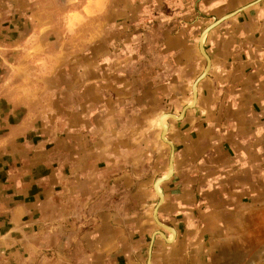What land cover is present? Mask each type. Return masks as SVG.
<instances>
[{
    "label": "rangeland",
    "instance_id": "1",
    "mask_svg": "<svg viewBox=\"0 0 264 264\" xmlns=\"http://www.w3.org/2000/svg\"><path fill=\"white\" fill-rule=\"evenodd\" d=\"M252 1L0 0V131L24 132L26 143L39 140L50 147L59 166L69 169L68 179L78 184L85 180L82 169L88 164L103 166L99 173L106 212H112V197L120 198L122 211L130 206L147 209L145 218L135 220L147 232L142 235L144 261L152 233L169 232L153 218L159 202L153 184L166 170L171 150L159 133L174 118L164 114L159 121V116H178L176 107L170 109L177 101L194 106L193 89L197 95L206 75L196 85L194 81L207 65L200 38L209 57L210 34L257 2L202 31ZM162 181L155 183L156 191L163 192ZM150 193L152 201L144 205ZM68 202L71 214L76 209ZM162 202L156 209L160 221ZM261 207L252 200L244 206V212L249 211L244 234L230 237L233 250L220 251L218 264H264ZM86 210L87 218L74 215L69 221L87 229L113 225L111 218L89 217L91 206L82 208ZM128 223V218L121 220L122 227ZM155 238L164 239L159 234Z\"/></svg>",
    "mask_w": 264,
    "mask_h": 264
},
{
    "label": "crops",
    "instance_id": "2",
    "mask_svg": "<svg viewBox=\"0 0 264 264\" xmlns=\"http://www.w3.org/2000/svg\"><path fill=\"white\" fill-rule=\"evenodd\" d=\"M217 27L207 38L210 67L197 101L166 129L174 159L171 175L160 183L159 217L174 232L163 230L166 240L154 239L150 264H218L220 251L233 250L230 237L244 234V206L252 200L264 209V0ZM185 104L177 101L170 109L180 113ZM25 135L0 131V264H146L147 232L135 220L145 218L147 209L138 210L133 200L137 210L122 211L120 198L112 197V212H106L103 166L88 164L78 184L50 147L26 143ZM159 138L163 142L161 131ZM69 188L73 192L65 194ZM153 192L158 196L155 187ZM151 199L150 193L144 205ZM68 201L76 209L71 214ZM88 206L89 217L111 218L113 225L87 229L69 221L87 218L82 208Z\"/></svg>",
    "mask_w": 264,
    "mask_h": 264
},
{
    "label": "water",
    "instance_id": "3",
    "mask_svg": "<svg viewBox=\"0 0 264 264\" xmlns=\"http://www.w3.org/2000/svg\"><path fill=\"white\" fill-rule=\"evenodd\" d=\"M258 1H259V0H254V1L250 2V3H248L247 5L241 6V7L237 8V9H235V10H233V11L227 13V14L222 15V16L219 17L217 20H215L214 22H212L211 24H209V25H208V26L202 31V33H203L204 31H207V32H208L211 28H213L214 26H216L217 24H219V23H220L221 21H223L224 19L233 16L234 14H236L237 12H239L240 10L244 9L246 6H250V5H252V4H254L255 2H258ZM199 49H200L201 54L205 57L206 62H207V65H206V67H205L206 69H205V70H204V71H203V72H202V73L196 78V80L194 81V84H195L196 82L198 83V80L202 79V78L207 74V72H208V70H209V67H210V58H209L208 55L204 52L201 43H199ZM192 94H193V99L195 100V99L197 98L196 92L193 91ZM191 107H192V106L185 105V106L183 107L182 111L180 112V114H179L178 116H175V115L172 114V113H168V115H170L171 118L179 119V118H181L182 115L184 114V111H185L186 109H188V108H191ZM165 135H166L165 127H162V130H161V138H162V140H163L164 142H166L167 144H169V146L171 147L170 154H169V160H168V167H169L168 172H167V175H168V174H169V171H170V168H172V164H173L172 161H173V158H174V147H173L172 142L169 141L168 139H166ZM171 173H172V172H171ZM167 175H166V176H167ZM170 175H171V174H170ZM170 175H169V176H170ZM166 179H167V178H164L163 180H166ZM157 181H159V179H157V180L154 182V184H153L154 187H155V183H156ZM162 196H163L162 193H161L160 195H158V197H159V202H158V204H157V205L154 207V209H153V218H154V220H155V222H156L157 224H159L161 227H163V228L169 230L171 227H169V226H167V225H165V224H162V223L160 222V220H159V219L156 217V215H155L156 209H157L159 203H160L161 200H162ZM155 234H159L160 236H162V237L166 240V237H165V235L163 234L162 231H160V230H156V231H154V232L152 233L151 238H150V241H149V244H148V249H147V261H146V264H148L149 261H150L151 248H152V244H153V240H154V235H155Z\"/></svg>",
    "mask_w": 264,
    "mask_h": 264
},
{
    "label": "bare ground",
    "instance_id": "4",
    "mask_svg": "<svg viewBox=\"0 0 264 264\" xmlns=\"http://www.w3.org/2000/svg\"><path fill=\"white\" fill-rule=\"evenodd\" d=\"M246 7H247V6H246ZM246 7H245V8H246ZM204 32H207V31H204ZM204 32H203V33H204ZM203 33H202V34H203ZM203 36H204V35H203ZM200 43H201V38H200ZM201 45H202V44H201ZM202 48H203V46H202ZM205 69H206V68H205ZM205 69H204V70H205ZM196 83H197V82H196ZM196 83H195L194 85H196ZM193 91H195V90L193 89ZM193 100H194V99H193ZM195 100H196V99H195ZM189 106H191V105H189ZM166 115H167L168 117H170V115H168V113H166ZM165 118H166V116H165ZM167 126H168V124L164 123V126H163V127H165V131H166V129H167ZM171 170H172V168H170V171H171ZM170 174H171V173L169 172V174H168L167 176H163V177L159 178V180H160V179H164V178H167V179H168V177H169ZM163 181H164V180H163ZM157 182H158V181H157ZM157 182H156V183H157ZM156 188H157V189L160 188V187L158 186V184H156ZM157 191H158V190H157ZM161 193H162V190L158 191V195H160ZM155 215H156V212H155ZM169 231L172 232V233L174 232L172 228H170ZM148 264H150V261H149Z\"/></svg>",
    "mask_w": 264,
    "mask_h": 264
}]
</instances>
